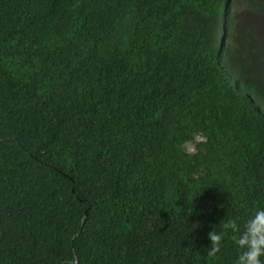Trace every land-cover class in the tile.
I'll return each mask as SVG.
<instances>
[{"label":"trees","instance_id":"16d2710c","mask_svg":"<svg viewBox=\"0 0 264 264\" xmlns=\"http://www.w3.org/2000/svg\"><path fill=\"white\" fill-rule=\"evenodd\" d=\"M256 208L264 0H0V264H234Z\"/></svg>","mask_w":264,"mask_h":264},{"label":"clouds","instance_id":"9594fccd","mask_svg":"<svg viewBox=\"0 0 264 264\" xmlns=\"http://www.w3.org/2000/svg\"><path fill=\"white\" fill-rule=\"evenodd\" d=\"M190 146L193 150V145ZM229 232L232 233L231 240L237 250L234 264H264V208H256L242 228L235 219H230L222 222V230L212 229L207 235L210 241L208 255L214 257L221 252Z\"/></svg>","mask_w":264,"mask_h":264},{"label":"rangeland","instance_id":"374dc122","mask_svg":"<svg viewBox=\"0 0 264 264\" xmlns=\"http://www.w3.org/2000/svg\"><path fill=\"white\" fill-rule=\"evenodd\" d=\"M190 150H192V146H190V148H189Z\"/></svg>","mask_w":264,"mask_h":264}]
</instances>
